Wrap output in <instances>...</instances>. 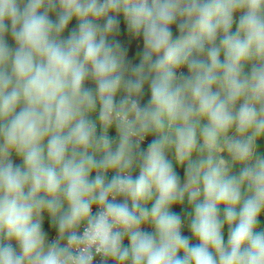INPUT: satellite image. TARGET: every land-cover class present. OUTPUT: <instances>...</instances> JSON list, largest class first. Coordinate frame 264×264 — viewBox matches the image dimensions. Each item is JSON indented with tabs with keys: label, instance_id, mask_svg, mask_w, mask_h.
<instances>
[{
	"label": "clouds",
	"instance_id": "obj_1",
	"mask_svg": "<svg viewBox=\"0 0 264 264\" xmlns=\"http://www.w3.org/2000/svg\"><path fill=\"white\" fill-rule=\"evenodd\" d=\"M0 264H264V0H0Z\"/></svg>",
	"mask_w": 264,
	"mask_h": 264
},
{
	"label": "trees",
	"instance_id": "obj_2",
	"mask_svg": "<svg viewBox=\"0 0 264 264\" xmlns=\"http://www.w3.org/2000/svg\"><path fill=\"white\" fill-rule=\"evenodd\" d=\"M183 175V173L181 172V176ZM177 211H179L178 209H177ZM185 235H188V233H187V231H185Z\"/></svg>",
	"mask_w": 264,
	"mask_h": 264
}]
</instances>
